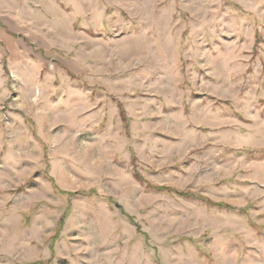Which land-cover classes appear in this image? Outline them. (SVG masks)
<instances>
[{
  "label": "rangeland",
  "instance_id": "obj_1",
  "mask_svg": "<svg viewBox=\"0 0 264 264\" xmlns=\"http://www.w3.org/2000/svg\"><path fill=\"white\" fill-rule=\"evenodd\" d=\"M0 264H264V0H0Z\"/></svg>",
  "mask_w": 264,
  "mask_h": 264
}]
</instances>
